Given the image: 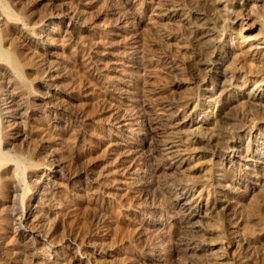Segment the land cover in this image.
<instances>
[{"label": "rangeland", "instance_id": "374dc122", "mask_svg": "<svg viewBox=\"0 0 264 264\" xmlns=\"http://www.w3.org/2000/svg\"><path fill=\"white\" fill-rule=\"evenodd\" d=\"M156 1L24 2L23 9L29 7L30 17L36 20L34 26L31 25L37 33L32 35V40L41 53L39 58L44 67L49 66L51 75L54 74L50 79L54 82L50 91L68 89L65 96L57 99L44 95L45 91L41 90L29 112L36 113L33 119L44 118L52 133L71 128L73 133H70L78 137L71 146L80 161L74 164L69 160L67 147L64 149L66 145L59 144L55 137V141L48 140L49 147L42 156L47 162L52 154L50 160L56 163L52 168L41 167L45 174L32 179L36 186L32 192L35 200L27 205L30 214L25 225L8 231L0 229V233L7 236L6 245L11 249H34L29 264H188L192 259L188 256L190 253L169 256V247L178 237L174 234L175 226L192 214L193 220L183 230L199 235L212 224V219H218L209 208L212 205L207 188L210 187V172L213 176L221 172L210 169L212 156L205 153V148L195 146V150H187L181 143L186 135L181 102L188 83L183 77V67L189 61L188 46L184 35L166 32L168 27H176L179 23L176 21V25L168 18L175 15L171 8L159 13ZM193 1L176 0L179 9L186 12L184 17L189 15L186 3ZM247 2L249 12L259 13L264 18V0ZM240 24L239 21L234 26L235 31L240 32ZM241 34L247 39L255 32L244 30ZM230 36L235 41V35ZM156 42L162 50H155ZM159 74L164 77L161 82H157ZM73 81L76 84H72ZM39 82L37 79L34 84ZM261 89L264 90V86ZM161 91L164 92L163 103L159 106L156 98ZM247 92L249 90L242 89V93ZM93 109L94 114H91ZM71 113H76V117L71 118ZM203 113L207 114V107ZM145 116L159 117L165 124V131L157 136L161 141L160 154L156 157L160 168L157 173L147 166L151 157L155 161V154ZM77 168L81 170L78 177L74 176ZM142 184L147 188L138 208L124 203L125 195ZM156 184L162 185L168 201L158 193ZM226 188L233 194L242 191L240 185L232 189L227 183ZM181 195L186 198L179 201ZM206 201L207 211L203 206ZM119 203L124 206L115 208L116 213L109 218L104 209ZM94 207L101 212L92 217L87 237L79 238L74 234L77 231L75 222L90 216ZM118 219L127 226L124 240L115 235ZM56 224H59L57 231L53 229ZM16 233H24V237L11 242V236Z\"/></svg>", "mask_w": 264, "mask_h": 264}, {"label": "bare ground", "instance_id": "6f19581e", "mask_svg": "<svg viewBox=\"0 0 264 264\" xmlns=\"http://www.w3.org/2000/svg\"><path fill=\"white\" fill-rule=\"evenodd\" d=\"M27 1L29 0H0V229L5 231L25 225L30 214L27 205L35 200L32 192L36 186L32 179L45 174L44 168L40 170L41 167L48 165L52 168L56 163L54 159L50 160L52 154L47 162L42 156L49 147L48 140L55 141L56 138L59 144L66 145L63 146L64 149L67 147L66 156L69 160H73L74 164L80 162L75 148L71 146L78 139L71 134V128L52 133V128L47 127L44 118L33 119L36 113L29 112L41 90L45 91L44 95L57 99L65 96L68 89H58L54 93L50 91L54 85L50 79L54 74L51 75L49 66L44 67L45 64H42L39 48L32 40V35L37 33L31 25L34 26L36 20L35 17H30L29 7L25 6L23 9L24 2ZM156 2L159 13L172 9L171 12L175 15L168 18L175 21V24L176 21L179 23L176 27H168L166 32L184 35L185 38L182 37L188 46L186 52L189 61L183 67V77L188 83L181 102L182 115L186 119L183 126L186 135L181 143L187 150L195 146L205 148V153L212 156L210 169L221 172L216 176L210 172V187L207 188L212 205L209 208L218 215V219H212L209 227L200 231L199 235H194L195 232L192 234L188 229L184 231L185 225L193 220L192 214L187 215L183 222L175 226L174 234L178 237L176 242L171 240L174 243L169 247V256L180 253L185 256L190 253L188 256L192 259L188 264H264V90L261 89L264 86V18L261 14L251 13L246 9L247 0H195L185 5L188 17H184L186 12L179 9L176 0ZM18 21L21 22L20 25ZM239 21L240 32L234 28ZM244 30L255 34L247 40L241 34ZM231 34L235 35V41L231 39ZM147 49L145 50L148 51ZM155 50H162L157 42ZM161 75H157V82L164 79ZM37 79L40 82L35 85L34 81ZM73 83L76 84V81ZM242 89L249 92L242 93ZM163 93H157L159 106L163 103ZM43 101L42 98L41 102ZM205 107L207 114L203 113ZM93 112L94 109L89 113L94 114ZM72 113L70 117H76V113ZM145 117L146 130L154 140L152 150L155 154V161L151 157L147 166L157 173L160 168L156 157L160 154L161 143L157 136L165 131V124L159 117ZM93 132L97 133V129ZM94 135L97 137V134ZM74 171V176L78 177L80 168ZM227 183L232 189L240 185L242 191L231 193L226 188ZM145 186L142 184L132 188L125 195L124 203L129 202L138 208L147 188ZM158 188L159 192H156L168 201L162 185ZM185 198L186 195L178 197L179 201ZM207 201L203 205L206 207L205 211L208 209ZM124 203L105 208L104 213L110 218L116 213L115 208L120 209ZM97 207L82 222H75V235L87 237L91 231L92 217L101 212ZM58 227L59 224H56L53 229L58 230ZM126 228V224L118 219L116 237L123 239ZM23 235L24 233L13 234L10 241L22 239ZM6 237L0 233V264H29L34 249L28 246L18 250L11 249L6 245Z\"/></svg>", "mask_w": 264, "mask_h": 264}]
</instances>
